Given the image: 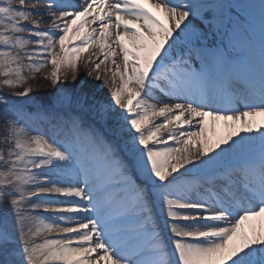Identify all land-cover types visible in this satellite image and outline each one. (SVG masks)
<instances>
[{
	"label": "snow or ice",
	"instance_id": "6c2138e0",
	"mask_svg": "<svg viewBox=\"0 0 264 264\" xmlns=\"http://www.w3.org/2000/svg\"><path fill=\"white\" fill-rule=\"evenodd\" d=\"M258 118L264 0H0V264H264Z\"/></svg>",
	"mask_w": 264,
	"mask_h": 264
},
{
	"label": "rangeland",
	"instance_id": "374dc122",
	"mask_svg": "<svg viewBox=\"0 0 264 264\" xmlns=\"http://www.w3.org/2000/svg\"><path fill=\"white\" fill-rule=\"evenodd\" d=\"M91 67H92V65L91 64H88V70L86 72L85 71L82 72V63L79 62L78 63V69H77V78H76L75 81L72 80L71 75H68L67 78H65V77L63 78V76H62V78L64 80L63 83H66V85L65 84H61V82H60L58 85L53 86L52 81L49 78L48 79V80H50L49 81L50 82L49 84H50V86H53L52 87L53 89L51 90L52 93L50 92L51 94L44 92L45 96H41V98H36L37 91H33V94L30 93V98L29 97H26L24 99L28 103H30V104H39V103L43 102V100H49V99H51L53 97V95L56 93L57 88H60L62 90H66V91H68V92L71 93V92H75L77 90V88H79L80 84H81V88L79 89L80 91H82V92H89V89H87V86L88 85L93 84L94 86H98V84H99V82H97L98 80L96 79V73L95 72L92 74V76H88L87 75V73L91 69ZM103 68H105V66H103ZM100 73H102L101 74L102 77H105L104 80H107V79L109 80L110 77L104 72V70L100 71ZM31 74H34V77L33 78L31 77V78L33 80H36V79H41L47 73H44L42 71V69H41L39 72L31 73ZM28 75H29V73H25V76L27 77V82L24 85V87H29V84H28L29 76ZM37 87H39V86H37ZM107 88L108 87H105V88L102 87L101 88L102 89L101 90V93H102L103 96L104 95H107V93H108V89ZM35 89H38V88H35ZM5 92H6V90H5ZM1 212H2V210L0 209V214H2Z\"/></svg>",
	"mask_w": 264,
	"mask_h": 264
},
{
	"label": "bare ground",
	"instance_id": "6f19581e",
	"mask_svg": "<svg viewBox=\"0 0 264 264\" xmlns=\"http://www.w3.org/2000/svg\"><path fill=\"white\" fill-rule=\"evenodd\" d=\"M35 19H41L40 17H36ZM48 27H49V25L48 24H46V23H41L40 25H39V30H41V31H46L47 29H48ZM94 50V49H93ZM89 55V53H84V54H82V59H81V63H82V72H86L87 70H88V64L86 65L85 64V60H86V58H87V56ZM92 59L93 60H95L96 59V57H92ZM103 66H105V65H101V69H100V71H102V70H104V68H103ZM42 71L44 72V73H47L45 76H43L41 79H36V80H33L32 78L34 77V74H31V73H29V72H27V71H25V73H29V81H28V84H29V87L32 89V91H31V93L33 94V91H37V95H36V98H41V96H45V94H44V92L45 93H50L51 92V90L53 89L52 87L53 86H50V80H48V79H45V77H50V73H51V71H52V68H51V65H48L47 67H45V68H43L42 69ZM100 74H102V73H100ZM32 77V78H31ZM64 78V77H63ZM63 78L61 77V84H65L66 85V83H63ZM104 79H105V77H102V75H101V80H98L97 82H99V84H98V86H94L93 84H91V85H88L87 86V89H89V91H91V92H94L95 94H97V95H99V96H103L102 95V93H101V85L103 84V82H104ZM108 80V79H107ZM81 82V81H80ZM109 82H110V78H109ZM69 83V82H68ZM85 83V82H84ZM37 86H39V87H37ZM45 87V88H44ZM105 87H107L106 85L104 86V88ZM35 88H38V89H35ZM81 88V84H80V86H79V88H77V90L75 91L76 93H79V92H82V91H80L79 89ZM108 89V88H107ZM52 93V92H51ZM50 93V94H51ZM104 96H106V95H104ZM43 101H47V100H43ZM258 119H261V120H264V118H258ZM2 210V209H1ZM3 211V210H2ZM2 213V212H1ZM55 235V234H54ZM44 237H40V239L42 240Z\"/></svg>",
	"mask_w": 264,
	"mask_h": 264
}]
</instances>
